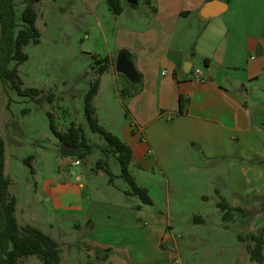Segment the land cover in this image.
Instances as JSON below:
<instances>
[{"label": "crops", "instance_id": "crops-1", "mask_svg": "<svg viewBox=\"0 0 264 264\" xmlns=\"http://www.w3.org/2000/svg\"><path fill=\"white\" fill-rule=\"evenodd\" d=\"M121 1L116 51L105 57L109 69L99 76L93 102L96 116L103 112L112 118L115 101L125 110L127 119L108 131L131 148L130 170L136 169V182L150 195L144 179H165L173 183L168 191L186 189L190 196L196 191L192 184L201 183L208 192H199L200 198L217 199L220 213L222 199L238 210L230 219L243 216L249 233L237 240L244 259L251 261L248 238L264 228V0H219L227 10L209 19L201 11L212 0H146L143 12L137 3ZM122 51L128 52L138 83L116 71ZM197 69L202 72L198 80ZM90 146L93 155L95 145ZM66 158L79 168L85 157ZM5 173L18 223L56 240L61 264L63 248L75 245L86 249V264H176L179 249L187 246L163 212L140 199L129 203L127 193L120 194L113 184L107 186L113 196H101L82 172L44 179L38 186L59 220L57 230L47 229L41 211L29 216L30 208L20 203L7 166ZM98 176L110 180L102 168ZM196 214L192 211L190 219ZM216 231L220 236L230 229L221 223Z\"/></svg>", "mask_w": 264, "mask_h": 264}, {"label": "rangeland", "instance_id": "rangeland-1", "mask_svg": "<svg viewBox=\"0 0 264 264\" xmlns=\"http://www.w3.org/2000/svg\"><path fill=\"white\" fill-rule=\"evenodd\" d=\"M23 1L15 0L19 18L25 8ZM145 6L146 0H137L140 12ZM37 13L41 40L25 48L28 61L17 68L22 91L34 88L41 93L23 96L0 81V135L6 145V166L9 176L15 181L20 203L30 208L29 216H38L41 211V225L47 229L52 225L57 230L59 220L37 189L44 179H62L74 172H82L89 176L95 193L101 196H113L107 189L109 184H113L120 194L127 193L129 203L139 202V197L129 195V184L117 177L121 174L120 164L113 154L108 153L106 157V141L91 130L85 113V95L99 76L95 62L107 57L109 51H116L115 32L122 24L119 15L112 12L107 0H40ZM15 67V62L10 64L11 69ZM50 94H54L53 101L48 100ZM112 110V118L102 112L98 119L106 130L127 119L125 110L116 101ZM51 117L62 131H68L72 124L82 128L87 143L95 145L93 155L85 156L81 167L71 166L66 161L68 159L60 155V143L50 128ZM99 161L104 171L107 161L113 174L112 181L104 182L98 176ZM130 172L134 178L138 175L133 167ZM144 181L152 189L149 196L153 204L150 208L163 212L170 220L176 237L188 241L187 246L179 249L181 258L176 264H253L244 259V247L237 240V235L249 233L245 231L248 228L242 226L243 216L239 215L233 221L229 217L224 219L225 212L220 213L217 209V199L200 198L199 192H208L201 183L192 184L197 193L192 191L190 196V190L186 189L179 192L171 187L168 191L167 186L169 188L173 183L169 185L162 178L160 183L149 179ZM178 186L186 184L178 182ZM192 211L197 216L190 219ZM221 223L227 225L230 232L218 236L216 230ZM62 258V264L88 262L83 245H75L71 249L64 247ZM27 259L23 264H40L36 257H30L28 262Z\"/></svg>", "mask_w": 264, "mask_h": 264}, {"label": "trees", "instance_id": "trees-1", "mask_svg": "<svg viewBox=\"0 0 264 264\" xmlns=\"http://www.w3.org/2000/svg\"><path fill=\"white\" fill-rule=\"evenodd\" d=\"M148 2H150L148 0ZM227 3L230 0H226ZM25 8L21 17L17 14V2L15 0H0V81L16 90L23 96H38L39 89L28 88L22 91L21 79L18 73V66L28 61V55L24 51L30 44H38L41 40V32L37 27L38 13L37 5L40 0H24ZM107 3L116 15L123 12L121 0H107ZM15 62L16 67L10 68V64ZM97 74L101 76L109 69V59L96 60ZM93 82L85 95V113L91 130L101 135L106 141L104 152L115 156L120 164L121 174L130 186L129 195L137 196L145 205H152L153 201L148 191L138 185L130 172L133 155L131 148L120 138L106 130L98 121L94 98L98 93L100 78ZM129 82V81H128ZM130 83V82H129ZM127 93L126 91L123 94ZM54 94L48 96L49 101H53ZM50 128L60 144L67 143L79 149L78 157L84 158L92 153V147L87 143L83 129L72 124L67 132L58 129L51 117ZM101 161L98 162L102 168ZM105 171L113 180V174L108 167L107 161L104 163ZM6 166V145L0 135V264H23L29 257H36L41 264H61V250L59 244L51 236L45 234L38 228L30 225L21 226L16 217V199L10 194V178L5 173ZM219 207L225 212L224 219L231 216L232 209L223 199ZM253 246H248L247 250L251 261L257 263L264 262V228L258 233L248 238Z\"/></svg>", "mask_w": 264, "mask_h": 264}, {"label": "water", "instance_id": "water-1", "mask_svg": "<svg viewBox=\"0 0 264 264\" xmlns=\"http://www.w3.org/2000/svg\"><path fill=\"white\" fill-rule=\"evenodd\" d=\"M132 3H137L136 0H131ZM228 5L219 0L208 2L201 11V15L205 19L219 16L227 10ZM116 71L125 76L130 82L138 83L140 81L139 74L126 51L120 52L117 57ZM79 153V149L72 147L65 142L60 144V155L62 157H75Z\"/></svg>", "mask_w": 264, "mask_h": 264}, {"label": "built area", "instance_id": "built-area-1", "mask_svg": "<svg viewBox=\"0 0 264 264\" xmlns=\"http://www.w3.org/2000/svg\"><path fill=\"white\" fill-rule=\"evenodd\" d=\"M165 74V73H164ZM194 75H195V78L198 80V79H200L201 77H202V72H201V70H195V72H194ZM81 163V161L80 160H77L76 162H75V164L76 165H79Z\"/></svg>", "mask_w": 264, "mask_h": 264}]
</instances>
